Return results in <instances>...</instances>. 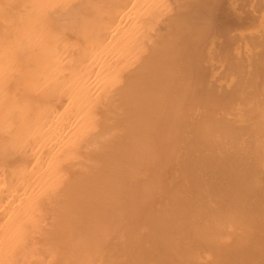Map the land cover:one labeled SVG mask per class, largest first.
Instances as JSON below:
<instances>
[{
	"label": "bare ground",
	"instance_id": "bare-ground-1",
	"mask_svg": "<svg viewBox=\"0 0 264 264\" xmlns=\"http://www.w3.org/2000/svg\"><path fill=\"white\" fill-rule=\"evenodd\" d=\"M214 3L0 0V264H264V5L201 88Z\"/></svg>",
	"mask_w": 264,
	"mask_h": 264
},
{
	"label": "rangeland",
	"instance_id": "rangeland-1",
	"mask_svg": "<svg viewBox=\"0 0 264 264\" xmlns=\"http://www.w3.org/2000/svg\"><path fill=\"white\" fill-rule=\"evenodd\" d=\"M218 1V0H217ZM211 1V0H204V3H205V5L203 4V7H201V9L200 10H202V12H204L205 14L207 13L206 12V10L207 11H210V9L208 8L209 6H210V4L212 5V3H214V2H216V3H214L213 4V6H211V7H213V10L215 11V10H217V11H213V14H212V18H210V17H208V18H210L208 21H210L211 19H213V22H214V26H216V25H218V27H215L216 28V30H214L213 31V33L211 32V29H209L210 30V32L209 33H207V35L203 38V41L202 42H204L205 43V41H207L203 46L204 47H201L202 49H205V50H197V47H196V52L198 51V55L200 54V55H202V54H204L205 52H206V56H208V57H206L207 58V60H203L204 59V56H199V58L200 59H198L197 61H199L197 64H196V58H198V57H196V58H194V60H195V62H194V66H193V68H191V72H192V74H193V69L194 68H196L197 67V69H199L198 67H200V69L202 68V67H205L206 68V70L204 69V70H200V72H198L197 73V71L195 70V72H194V74H195V76L197 75V80H198V76L200 75L201 77V79H199V84H197L198 85V87H201V88H205V87H208V86H210L211 85V83H212V85H211V87H214V82L216 83V84H218L219 82L220 83H222V80H221V78L220 77H222V79H223V77H225L226 76V70L224 71V62H223V60L224 61H226L225 59H224V56L226 57V52H228V51H226V49L225 48H227V49H229V50H232L231 49V47L232 48H236L237 46H238V42H239V44L241 43L242 45H243V43H242V41H244V40H238V38L239 39H241L240 38V36H238V35H241V33L242 34H245L246 33V29H248V27H250V26H252V25H254L255 23H257V18L256 19H254V18H250L251 17V15H253V14H251L250 15V13H252V11L250 12L249 10H253V8L252 7H254V9H255V7L257 8L258 7V11H256L255 12V10H253L254 12V15H255V13H258L259 14V12H261L260 10H259V8H262L261 6V3L263 2V1H261V3L259 2L260 0H258V1H256V0H253V3H252V0L250 1V3H252L254 6H252V5H250V4H248V2H249V0H244V1H246L247 2V6L245 5H242L241 3L243 2L242 0H240V5H239V7H235V5L236 4H233V2H235V3H238V1L239 0H222V1H224L223 3H222V1L220 0V1ZM242 1V2H241ZM208 2V3H207ZM212 2V3H211ZM260 3V4H258V3ZM218 3V4H217ZM238 3V4H239ZM254 3H256V4H254ZM217 4V5H216ZM244 4H245V2H244ZM263 4V3H262ZM214 5H216V6H218V7H220L221 8V10H220V8H218V9H216L217 7L215 6V8H214ZM250 5V6H249ZM261 5V6H260ZM264 5V4H263ZM208 6V7H207ZM234 6V7H233ZM236 6H238V5H236ZM252 6V7H251ZM210 7V8H211ZM246 7H247V9H246ZM249 7V8H248ZM204 8V9H203ZM236 8V10H234ZM238 8H241L242 9V11H241V9H238ZM246 9V11L248 10L250 13H247L246 11H245V9ZM262 10V9H261ZM237 11V12H236ZM245 11V14L243 13ZM211 12H212V10H211ZM218 14H217V13ZM220 12V13H219ZM210 13V12H209ZM246 13L247 14H249V15H246ZM204 14V15H205ZM257 14V16H260V14L258 15ZM207 15H210V14H208L207 13ZM207 15L206 16H204V18H206V20L208 19L207 18ZM217 15H218V17H217ZM256 16V15H255ZM253 17V16H252ZM231 18V19H230ZM233 18V19H232ZM217 20H218V22H217ZM228 20V21H227ZM207 21V22H208ZM218 23V24H217ZM223 23V24H222ZM219 24H222V26L223 25H225V29L223 28V27H220L219 26ZM228 24V25H227ZM209 25V24H208ZM211 25V24H210ZM213 26V25H212ZM213 26V27H214ZM232 26V27H231ZM240 26L242 27V29L240 30ZM227 27V28H226ZM210 28H212L211 26H210ZM219 28H220V31H219ZM221 28L223 29V30H221ZM228 28H230L231 30H234V31H230ZM214 29V28H213ZM228 29V30H227ZM209 30H207V32L209 31ZM230 31L229 33L227 32V31ZM222 31H223V33L224 32H226V33H228V34H223L222 33ZM221 32V36L223 35V39L224 38H226L227 36H229L231 39H229V41L230 40H233L232 38H234V40H237L238 42H236L235 41V44H237L236 46H235V44H232V43H230V45H229V41L228 40H223V39H221V36L220 35H218V33H220ZM215 33V34H214ZM210 34V36H208ZM224 35H227L226 37H224ZM210 37V38H208V37ZM212 37H214V38H212ZM220 37V38H219ZM236 37H238V38H236ZM228 39V38H227ZM227 42V47H224V45H222L223 47H222V49H221V47H219L221 44L220 43H217V42ZM245 41L246 42H248V40H246L245 39ZM212 42V43H211ZM225 42V43H226ZM231 42V41H230ZM201 43V42H200ZM216 43L218 44L217 46H216ZM225 43H223V44H225ZM220 44V45H219ZM248 44H249V42H248ZM198 45H200L199 43H198ZM229 45V46H228ZM212 48H211V47ZM226 46V45H225ZM235 46V47H234ZM199 47V46H198ZM205 47H207V48H205ZM210 47V48H209ZM216 47H217V51H219V48L222 50V52H221V54L223 53V52H225V55H224V53H223V55H222V57L223 58H220V55L221 54H219V52L221 51H219V52H217V51H215V49H216ZM209 48V49H208ZM207 49V50H206ZM211 49L213 50V52H215V53H217V54H219V55H214V56H216V59H214L213 57V52H212V54H211ZM225 50V51H224ZM201 51V52H200ZM200 52V53H199ZM214 53V54H215ZM228 54H229V52H228ZM197 55V56H198ZM217 56H218V58H217ZM229 56V55H228ZM203 57V58H202ZM218 59V62H216V61H214V60H217ZM201 60L203 61V63L201 62ZM211 60H213V61H211ZM209 62H210V64H209ZM221 62V63H220ZM222 62H223V64H222ZM220 63V64H219ZM212 64V65H211ZM219 64V65H218ZM197 65V66H196ZM211 65V66H210ZM214 65V66H213ZM196 66V67H195ZM209 68H208V67ZM216 66V67H215ZM218 66H220V69L218 68ZM222 66V67H221ZM224 66V67H223ZM215 67V69H213ZM217 68L219 69V70H217ZM207 69L209 70V75L207 74L208 73V71H207ZM212 70V71H211ZM189 71V72H190ZM207 71V72H206ZM213 71H215V72H213ZM224 72L223 74L224 75H218L220 72ZM191 72L189 73V74H191ZM222 72H221V74H222ZM228 72V71H227ZM188 73V72H187ZM197 73V74H196ZM212 73V74H211ZM217 73V74H216ZM191 74V75H192ZM199 74V75H198ZM208 75V78H204L203 77V75L205 76V75ZM211 75V77H209ZM193 76V75H192ZM194 77V76H193ZM206 77V76H205ZM216 79H218L217 81L218 82H216ZM195 80V79H194ZM194 80H193V82H194ZM207 80V81H206ZM196 81V80H195ZM208 81H210V82H208ZM211 81H214V82H211ZM204 82H206V83H204ZM195 83H197V82H195ZM194 83V84H195ZM202 83H204V84H202ZM208 84H210V85H208Z\"/></svg>",
	"mask_w": 264,
	"mask_h": 264
}]
</instances>
